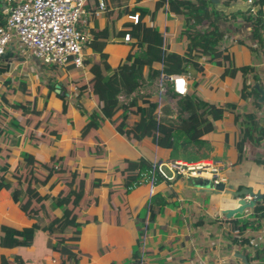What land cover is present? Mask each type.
Listing matches in <instances>:
<instances>
[{
    "label": "crops",
    "instance_id": "0c3cea01",
    "mask_svg": "<svg viewBox=\"0 0 264 264\" xmlns=\"http://www.w3.org/2000/svg\"><path fill=\"white\" fill-rule=\"evenodd\" d=\"M99 1L104 4L103 9L100 8ZM207 1L210 4L208 9L210 7L214 9L213 3L210 0ZM166 2L167 0H88L85 5V14L79 24L82 30L90 34V42L83 51V67L76 68L78 70L74 73L70 72L72 67L60 68L62 74L59 78L56 77L55 88L58 86L57 89L63 88L66 91V98L72 110V124L67 126L62 133L61 140L56 141L54 147L57 148L58 144L66 140L70 134V138L77 143L81 139V129L90 120H98L100 126L92 132L97 142H86L85 144L91 149L97 145L104 152L102 158L96 159L94 154L90 155L81 150L79 157H82L84 153L87 157H91L90 160L84 159L83 166L85 167L86 164L100 163L102 172L94 173L92 178L100 179L107 187H100L91 192L86 188L88 196L84 195L80 199L74 198L65 202V211L68 216L76 214L81 217L84 214L87 216L99 214L96 221L85 222L84 217L79 220L82 227L78 241L75 243L80 253L77 264H131L133 247L139 238L134 220L150 199L148 187L142 184L127 195L126 200L130 213L124 225L119 226L114 223V220L105 222L98 206L95 207V203L90 204L88 199L98 198L101 200V209L109 208L108 191L113 180L109 166L121 164L126 159L136 161L144 158L151 163L170 160L171 151L169 149L157 147L147 140L136 143L124 138L115 129L114 120L104 117L95 101L93 70L98 62L102 59L111 68H115L129 53L135 52L133 46L136 42L142 43L145 47L144 66L153 67L162 72L163 86L165 84L171 86L169 78L173 76H184L188 82L186 95H192L194 90L210 104L220 107L227 104L235 106L226 111L222 119L214 121L213 131L204 135L205 159L209 158L221 164L226 185L232 186L235 191L239 188L251 187L255 192H264V168L257 163L258 160L264 159V138L258 145L246 141L243 157L240 160L235 147L240 135V126L236 121V116L240 118L241 115L255 111L256 116L262 121L264 120V104L259 103L260 106L256 107L252 98L242 99L240 97L242 80L238 72L233 76L224 75L225 70L230 72L243 67H254L259 78L256 83L264 88V46L260 47L254 40L252 23L249 19L251 17L248 15L249 11L257 12L258 7L251 4L248 12H236L228 16L219 12L222 17L218 19L216 25L224 36L219 49L222 55L214 60H210L206 55H201L198 59H190L191 63L187 65L186 71L179 75L175 69L185 65L190 40L185 34L187 24L180 8L169 7ZM219 3L233 6L247 3V0H219ZM262 13L264 21V8ZM135 16H137V22L133 19ZM211 22L212 20H204L197 30L202 33L208 31ZM141 26H143L142 29ZM126 35H129L128 41L124 40ZM156 51L160 53L159 62L155 61ZM223 56H227L228 59ZM4 57L0 61L6 65V68L9 63L13 66L9 65V69L0 78V103L30 100L34 105L35 97L37 98L39 94L35 93L34 88L28 86L26 77L29 67L39 66L40 61L23 52L17 44L11 46ZM9 77L15 80L23 79L27 93L16 92L13 96L2 98V80ZM64 81H68L71 95H67V89L62 86ZM161 82L157 86L145 84L139 95L147 96L146 99L158 104L159 117L173 121L186 118L187 115L180 114L176 102L160 91ZM45 89L42 88L40 93L44 96V101H48L53 107L61 106L60 100L54 95L59 92L55 90L54 94L47 96V89ZM25 95L32 97L21 99V96ZM76 103L80 105L75 108ZM135 105L140 106L141 101H136ZM2 111L8 114V110ZM42 111L48 110L43 109ZM58 111L54 110V112ZM93 112L96 116L87 117ZM138 121L139 116L130 113L126 125L131 128ZM51 126L55 128V125ZM15 134L18 144L12 150L13 167L18 163L13 152L24 138L21 131H15ZM82 142L80 140L79 145ZM52 147L45 148L44 146L43 154L48 153ZM25 153L36 155V153ZM76 161L78 162L79 158ZM92 178L90 176V179ZM179 180V183L174 182L171 186L160 183L155 187L154 195L160 194L166 200V205L162 214L157 216L156 222L152 225L153 233L147 235L142 243L143 246H140L141 252L142 250L145 252L146 264H155L156 260H160L162 264H242L235 254L245 255L242 253L246 252L245 247H233L231 250H226L222 235L225 232L232 234L229 220L244 221L251 218V209L245 210L241 215L237 214L231 219H226L222 211L236 207L237 199H229L226 195L217 194L212 190L195 189L189 187L185 179L180 178ZM60 188L61 185L58 189ZM171 194L173 198L169 197ZM119 203L118 199H114L113 204L118 205ZM227 203L233 206H227ZM214 222H217L220 227ZM34 223L35 220L29 219L18 208L6 190L0 191V225L22 229L31 227ZM48 239L46 233L37 230L30 247L11 249L0 247V258H4L8 264H61L63 260L61 254L48 248Z\"/></svg>",
    "mask_w": 264,
    "mask_h": 264
},
{
    "label": "trees",
    "instance_id": "16d2710c",
    "mask_svg": "<svg viewBox=\"0 0 264 264\" xmlns=\"http://www.w3.org/2000/svg\"><path fill=\"white\" fill-rule=\"evenodd\" d=\"M166 4L169 7L180 8L187 24L185 34L190 40L186 52V63L175 69L177 74L180 75L186 71L187 65L191 63L190 59L194 60L200 58L201 55H206L210 60H214L222 55L219 49L224 36L216 25L222 15L212 7L208 9L210 4L207 0H167ZM252 5L258 7L257 12H248L251 17L249 19L252 23V34L254 40L262 47L264 46V21L262 19L264 0H252ZM204 20H212V22L210 29L202 33L197 28ZM4 23L0 0V26ZM140 28L142 29L143 26ZM133 47H135V52L129 53L115 68H111L101 59L93 70L94 97L102 115L114 120L115 129L124 138L136 143L147 140L157 147L169 149L171 160L195 162L205 159L204 135L213 131L214 121L222 119L224 113L235 106L227 104L220 107L210 104L194 90L192 95L180 96L172 90L170 85L165 84L163 94L176 102L180 114L187 116L175 121L157 117L158 104L146 99L147 96H140L139 92L145 84L157 86L162 81V72L153 67L144 66L146 50L142 43L136 42ZM156 56L155 61L159 62V51H156ZM223 57L228 59L227 56ZM41 65L46 82V95L50 96L57 90L55 88L56 77L62 72L56 65L44 63ZM77 70L70 68L71 73ZM6 71L7 68L0 69V78ZM237 72L242 80L240 97L242 99L252 98L253 104L259 107L260 104L257 101L259 95L253 88L254 83L259 80L255 68L248 66L230 72L225 70L224 75L233 76ZM161 83L163 85V82ZM1 88L2 98L13 96L16 92L27 93L24 80H15L13 77L3 79ZM59 90V93L54 94L61 102V109L58 112L38 110L30 100L12 102L8 114L0 109V191L6 190L18 208L29 219L35 220L31 227L22 229L0 225V247L7 249L30 247L35 231L40 230L49 238L48 248L61 254L63 259L61 264H77L80 253L75 243L78 241L82 227L79 220L84 217L85 222L96 221L99 214L93 216L84 214L81 217L76 214L68 216L65 211V202L74 198H82L85 195V188L91 192L100 187H107L106 184L95 178L85 183L79 170L75 169V164H69L70 161L77 159L71 154L63 156L54 154L46 162H40L33 155L25 154L22 162L17 163L15 167L12 165L14 158L12 150L18 144L15 131H21L24 138L36 140L48 148L61 140L62 133L68 125L72 124V110L66 98V91L63 88ZM121 98L124 102L119 104ZM138 100L141 101L140 106L135 105ZM122 111H124L123 114H120ZM130 113L137 114L139 121L133 127L128 128L126 120ZM236 121L240 126V135L235 147L240 160L243 157L246 141L258 145L264 138V120L260 121L255 111H252L241 115L240 118L236 116ZM51 125H55V128ZM99 126L98 120H90L80 131V140L84 142L80 145L82 150L90 155L94 154L96 158L104 156L103 149L97 145L91 149L85 143L97 142L92 132ZM257 163L264 168V159L258 160ZM109 171L113 176L112 186L108 191L109 208L101 209V200L98 198H89L88 202L95 203V207L98 206L105 222L114 220V223L122 226L126 223V218L130 213L126 200L127 195L143 184V177L149 175L151 171V162L144 158L136 161L126 159L121 164L109 166ZM179 179V177L176 178L172 184ZM160 183L162 181L158 177L156 185ZM59 185H61L60 189H58ZM240 190L241 188L237 191ZM169 197L173 198V194ZM226 197L234 200L230 195ZM114 199H118L120 203L113 204ZM165 205L166 200L160 194H155L149 199L146 207L136 215L134 225L139 232V238L133 247L131 264L138 263L142 253L140 246L145 237L153 233L152 225L156 222L157 216L162 214ZM251 211L252 217L247 220H229L232 231H236L237 234L223 233V243L226 244V250H231L233 247H245L246 252L242 253H245L249 264H263V258L251 243V235L246 232L264 225V199L257 202ZM214 223L218 225L217 222ZM155 262V264H162L160 260ZM0 264H8V262L1 257Z\"/></svg>",
    "mask_w": 264,
    "mask_h": 264
},
{
    "label": "built area",
    "instance_id": "2783aa9c",
    "mask_svg": "<svg viewBox=\"0 0 264 264\" xmlns=\"http://www.w3.org/2000/svg\"><path fill=\"white\" fill-rule=\"evenodd\" d=\"M88 0H1V13L5 23L0 26V58L7 50L17 44L23 52L44 64L56 65L59 68L83 67V51L90 42V34L80 28L85 5ZM251 5L252 0H247ZM103 9L104 4L99 1ZM137 22V16L133 17ZM129 40V35L124 36ZM172 90L184 96L188 91V82L184 76L169 78ZM160 91L164 88L160 83ZM159 112L157 117H159ZM171 186L176 178H203L212 185L224 183L221 164L204 159L195 162L154 161L149 175L142 183L148 187V196L154 195L157 178ZM224 215V214H223ZM251 243L259 251L264 264V225L253 231ZM232 234H237L232 231ZM143 246V244H142ZM253 255V254H252ZM137 264H146L145 252L142 250Z\"/></svg>",
    "mask_w": 264,
    "mask_h": 264
},
{
    "label": "rangeland",
    "instance_id": "374dc122",
    "mask_svg": "<svg viewBox=\"0 0 264 264\" xmlns=\"http://www.w3.org/2000/svg\"><path fill=\"white\" fill-rule=\"evenodd\" d=\"M41 63L42 62H40L39 66L38 65H35V66L31 65V67H29V69H28V73H27V77H26L27 78L26 81L28 83V86L31 87V88H34L35 89V93L39 94L37 98L35 97V102H33L34 106L36 108H38L39 110L45 109V110L53 111V112H54V110L58 111L59 109H61L60 105L58 106V108H57V106L53 107V105H50L48 101H44V99H45L44 96L40 95L41 89L42 88L45 89V87H44L45 86V80L43 78V70H42ZM9 65H12V64L9 63ZM9 65H7L8 66L7 69H9ZM0 69H2V70L6 69V65L3 62H1V61H0ZM10 70H12V69L10 68ZM13 70H15V69H13ZM12 72H14V71H12ZM63 75H64V72H63ZM57 76L59 78L61 76V74L57 75ZM62 86L67 89V95L68 94L71 95V90L69 89L68 81L67 82H65V81L62 82ZM28 97L31 98L32 96H26V95L25 96H21V99L22 98H28ZM122 102H123V99L122 100L120 99L119 100V104H121ZM11 104H12V102L11 103L6 102V103H3V104L0 103V109L1 110H5V111L9 110V106ZM78 105H80V104L76 103L74 105V107L76 108ZM93 116H96V113L93 112V114L91 116H87V117H93ZM70 137H71V134H70V136H68V138L66 140H64L62 143H59L57 148H55L53 146L52 149H50L49 152L45 153V154H43L44 153L43 152L44 144L38 143V142H36V140L34 141V140L22 138V142H20L19 147L13 153L15 154L16 161H18V163L23 161V156L26 154L25 152L36 153V155H34V157L40 162L48 161L50 155H54V154H60V155L71 154V155H74L77 158H79V161L77 162V161H73L72 160V161L69 162V164H75L74 165L75 169L79 170L81 178L86 183V181L90 180V176L92 178L94 173L102 172L100 163L99 164L98 163H94L93 165L86 164V167L83 166L84 165V163H83L84 159L85 160H90L89 158H91V157H87L86 153H84V155L82 157H79L80 156V152L82 150L81 146L79 145L80 140H78V142L76 143L74 141V139L70 138ZM44 157L46 159H44ZM96 159H98V158H96ZM188 162H193V161H188ZM179 181L180 180H178L177 182L179 183ZM178 183H176V184L178 185ZM84 191H85V195L88 196V194H87L88 190L85 188ZM226 205L227 206H233V204H231V203H227Z\"/></svg>",
    "mask_w": 264,
    "mask_h": 264
},
{
    "label": "water",
    "instance_id": "95a60500",
    "mask_svg": "<svg viewBox=\"0 0 264 264\" xmlns=\"http://www.w3.org/2000/svg\"><path fill=\"white\" fill-rule=\"evenodd\" d=\"M210 1L213 3L214 9L222 13L224 16H228L236 12L246 13L251 9V5L248 2L243 4H235L233 6H226L220 4L219 0ZM253 88L259 95L257 100L258 103L264 104V88H262L258 83H255L253 85ZM58 90L59 89H57V92H59ZM185 181L189 187L208 191L212 190L217 194L230 195L231 197L237 199L236 207L225 209L222 211L226 219H231L237 214H243L245 210L252 209L257 202L264 199V192H255L251 187L243 188L240 191H235L234 188L230 185H226L224 183L212 185L209 180L203 178L190 177L186 178ZM235 256L241 260L242 264H249L248 259L245 255L236 253Z\"/></svg>",
    "mask_w": 264,
    "mask_h": 264
}]
</instances>
